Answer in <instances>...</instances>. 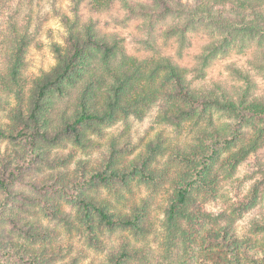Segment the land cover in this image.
<instances>
[{
    "label": "clouds",
    "instance_id": "clouds-1",
    "mask_svg": "<svg viewBox=\"0 0 264 264\" xmlns=\"http://www.w3.org/2000/svg\"><path fill=\"white\" fill-rule=\"evenodd\" d=\"M0 264H264V0H0Z\"/></svg>",
    "mask_w": 264,
    "mask_h": 264
}]
</instances>
